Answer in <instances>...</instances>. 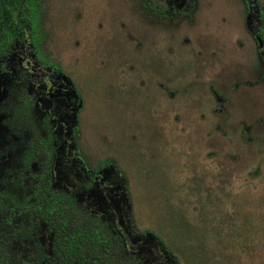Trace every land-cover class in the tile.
<instances>
[{
    "label": "rangeland",
    "instance_id": "374dc122",
    "mask_svg": "<svg viewBox=\"0 0 264 264\" xmlns=\"http://www.w3.org/2000/svg\"><path fill=\"white\" fill-rule=\"evenodd\" d=\"M179 1L39 0L37 55L20 44L0 70L3 264H66L46 188L74 199L72 227L104 220L122 264H264V0ZM44 80L79 90L62 139L81 162L43 148Z\"/></svg>",
    "mask_w": 264,
    "mask_h": 264
},
{
    "label": "trees",
    "instance_id": "16d2710c",
    "mask_svg": "<svg viewBox=\"0 0 264 264\" xmlns=\"http://www.w3.org/2000/svg\"><path fill=\"white\" fill-rule=\"evenodd\" d=\"M261 16L264 20V8ZM39 20V0H0V66L15 47L23 43L31 42L37 55ZM260 37L264 40V31H260ZM73 94V101L79 110L82 106L79 90ZM34 197L38 220L41 225L49 226L55 232V250L66 264H122L108 258L109 247L113 245L115 238L108 237V225L104 220L87 214L89 226L72 227L74 199L56 194L49 188L41 195L35 193ZM153 238L157 241V251L165 255L166 252L162 251L163 242L154 236ZM0 264H3L1 258Z\"/></svg>",
    "mask_w": 264,
    "mask_h": 264
},
{
    "label": "flooded vegetation",
    "instance_id": "af4514ba",
    "mask_svg": "<svg viewBox=\"0 0 264 264\" xmlns=\"http://www.w3.org/2000/svg\"><path fill=\"white\" fill-rule=\"evenodd\" d=\"M165 2L173 3L176 5L180 1L165 0ZM244 2L247 4L249 12H251V0H244ZM256 36L259 37L262 43L263 39H261L260 33H258ZM257 44L262 56L264 57V51L262 49L263 46L261 48L259 47L258 39ZM3 66L4 64L0 66V70ZM65 80H61L59 81V83H52L49 80H44L43 85L41 86V90L38 93L37 99L34 101V104L40 108L41 113L48 116L50 137L48 139V145L44 144L43 148L47 147L49 151L53 153L51 155L52 159L57 157H60V159H62V157L66 155V150L69 149V151L67 152L70 154V156H72L75 161L81 162L80 158H78L79 153L77 147L73 143L72 136L62 139L63 134L67 135L68 133H71V128H73L76 124L75 116L78 113L77 104H75V102L73 101V92L78 89H72L71 86H69V83ZM58 134L60 135V138H58ZM83 168L85 169V166ZM85 172L87 177H89L94 183L99 184L104 189L105 178H98L96 176H93L89 169H86Z\"/></svg>",
    "mask_w": 264,
    "mask_h": 264
},
{
    "label": "water",
    "instance_id": "95a60500",
    "mask_svg": "<svg viewBox=\"0 0 264 264\" xmlns=\"http://www.w3.org/2000/svg\"><path fill=\"white\" fill-rule=\"evenodd\" d=\"M258 42H259V47L261 48V47H262L261 40H260V39H258Z\"/></svg>",
    "mask_w": 264,
    "mask_h": 264
}]
</instances>
